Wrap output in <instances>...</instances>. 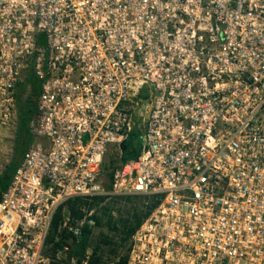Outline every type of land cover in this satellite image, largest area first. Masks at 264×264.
I'll return each instance as SVG.
<instances>
[{"label": "built area", "instance_id": "obj_1", "mask_svg": "<svg viewBox=\"0 0 264 264\" xmlns=\"http://www.w3.org/2000/svg\"><path fill=\"white\" fill-rule=\"evenodd\" d=\"M29 75L0 264H50L59 209L99 196L156 204L126 264H264V0H0V130ZM82 212L63 252L95 227Z\"/></svg>", "mask_w": 264, "mask_h": 264}, {"label": "rangeland", "instance_id": "obj_2", "mask_svg": "<svg viewBox=\"0 0 264 264\" xmlns=\"http://www.w3.org/2000/svg\"><path fill=\"white\" fill-rule=\"evenodd\" d=\"M25 77L16 92L15 110L7 127L0 130V178L7 172L9 168L15 167L28 150V147L33 143L34 139L30 132V123L36 115V102L33 105L34 113L32 114L26 131L30 135V140L22 153H18L19 131L21 128L20 115L23 108L27 105L32 97L31 85ZM145 98V94L141 95ZM138 123H142L138 121ZM137 134L143 135V126L136 130ZM112 154L113 151H110ZM13 173H11L12 176ZM11 178V177H10ZM9 178V180H10ZM9 182V181H8ZM103 197V196H100ZM103 201H82L79 205L80 211L87 213L92 212L95 220V227L86 231L83 238L78 244L71 245L68 252H63V246L70 241V235L63 228V221L66 218V208L61 211V222L57 228L52 242H49L45 252V256L49 258L50 264H113L120 258L127 255L131 239L123 240V236L115 230L108 228L107 219L103 217V209L109 208L113 216L116 217V211L125 204L124 197L107 198ZM140 203L137 199H132L129 206H137ZM71 216V215H70ZM72 217V216H71ZM74 218V217H73ZM102 219L101 225H97L96 219ZM55 245H58L56 247Z\"/></svg>", "mask_w": 264, "mask_h": 264}, {"label": "trees", "instance_id": "obj_3", "mask_svg": "<svg viewBox=\"0 0 264 264\" xmlns=\"http://www.w3.org/2000/svg\"><path fill=\"white\" fill-rule=\"evenodd\" d=\"M27 82L31 85L32 88V97L28 101L27 105L23 108L20 115L21 128L19 131V142H18V153H22L25 150L28 141L30 140V135L26 131L27 124L34 113L33 105L40 94V84L34 78V76L29 75ZM141 148V134L133 133L130 138L124 143L122 147V158L123 160H129L135 158L140 153ZM10 172L5 173L0 178V192L8 184L11 173L14 172L15 167L9 168ZM125 204L121 206L116 211V217L113 216L112 211L109 208L103 209V217L107 219L106 224L108 228L115 230L118 234L123 236V240L131 239L135 231L141 226L143 221L150 215L152 210L155 208V203L145 204V200L141 197H124ZM104 197H94L93 201H103ZM132 199H137L140 203L137 206H129ZM82 199L75 198L66 203L64 207H61L57 214L54 217L52 228L49 235V242H52L54 235L57 231V228L61 222V211L66 208V212L74 218H80L82 213L80 211L79 205L82 202ZM97 225H101L102 219H96ZM58 247V245H55ZM127 257L120 258L118 261L113 264H126Z\"/></svg>", "mask_w": 264, "mask_h": 264}]
</instances>
